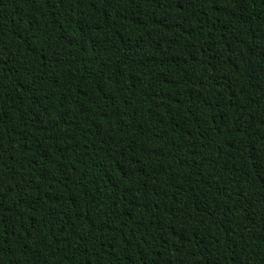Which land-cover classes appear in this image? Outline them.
Returning <instances> with one entry per match:
<instances>
[{
    "label": "trees",
    "instance_id": "16d2710c",
    "mask_svg": "<svg viewBox=\"0 0 264 264\" xmlns=\"http://www.w3.org/2000/svg\"><path fill=\"white\" fill-rule=\"evenodd\" d=\"M0 264H264V0H0Z\"/></svg>",
    "mask_w": 264,
    "mask_h": 264
}]
</instances>
